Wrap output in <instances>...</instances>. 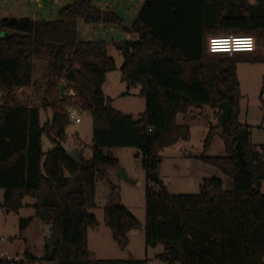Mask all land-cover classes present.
<instances>
[{
  "label": "trees",
  "instance_id": "16d2710c",
  "mask_svg": "<svg viewBox=\"0 0 264 264\" xmlns=\"http://www.w3.org/2000/svg\"><path fill=\"white\" fill-rule=\"evenodd\" d=\"M85 26H112L137 41L83 40ZM253 36L264 48V5L237 4L234 0H144L132 30L110 10L94 0H74L55 20L0 18V191L2 207L19 214L26 198L33 199L35 217L49 225L44 255L29 250L26 264H146L127 260H97L88 247V231L98 222L96 183L119 168L106 152L133 148L142 167L158 173L160 150L189 137L188 125L176 118L189 108H231L228 129L220 136L224 157L197 159L217 168L233 184L223 190L218 179H204L198 195H172L165 187L146 190L145 240L148 247L163 246L159 259L166 264H264V149L250 145L251 128L239 122L240 83L238 63H264V58L211 55L207 39L214 36ZM122 58V81L127 91L140 88L145 111L134 117L110 106L102 87L116 69L109 48ZM49 57L44 105L23 103L18 90L35 84V57ZM65 84V96L60 85ZM74 93L73 96L69 92ZM264 92V88H263ZM128 94V93H127ZM80 108L91 114L92 157L82 165L70 160L62 144L71 123L69 113ZM41 110L51 120L42 124ZM217 127L204 141L208 148ZM54 146L43 151V137ZM240 143L245 166L236 152ZM31 219L20 218V230ZM104 224L122 251L129 234L140 227L124 207L111 197L104 210ZM2 264V263H0ZM25 264V263H19Z\"/></svg>",
  "mask_w": 264,
  "mask_h": 264
},
{
  "label": "rangeland",
  "instance_id": "374dc122",
  "mask_svg": "<svg viewBox=\"0 0 264 264\" xmlns=\"http://www.w3.org/2000/svg\"><path fill=\"white\" fill-rule=\"evenodd\" d=\"M96 1L98 4V0ZM133 1L132 7L135 9V6L139 5L141 1ZM234 1L237 4L264 5V0ZM106 7L119 11L120 15L125 18V22H127V11L130 7L127 5V0H107ZM0 8L7 10L11 7L10 5L3 6L0 4ZM23 12L17 13L16 19H31L25 17L27 11ZM121 36L119 34L117 37H112L114 39L111 42L126 41V35H123V38ZM257 46L255 55L251 53L238 55L244 58L252 55L264 58L263 46ZM108 53L116 63V69L110 72L111 76L104 90L105 95L111 98L109 101L110 106L113 109L124 113H132L135 116L143 114L145 100L139 96L140 88H134L128 91L127 94L126 84L121 80V66L124 61L121 54L113 47L109 48ZM48 63L49 57L47 54L35 57L33 75L37 82V89L33 96L25 94L21 98L23 103L39 107L44 105L43 91L47 84ZM236 68L242 94L239 122L251 128L250 145L255 149H264V63L242 62L238 63ZM189 110L186 114H180L176 118L177 125H188L190 127L189 137L186 140H179L173 146L166 147L159 152L158 176L162 186L149 178L142 167L143 158L138 150L122 148L106 152L107 155L111 154L118 159L119 168L109 171L106 180H99L96 183L95 208L90 212L96 217L98 230L91 229L88 234L89 249L96 254V259L122 261L133 255L135 258L147 261L148 264H166L159 259V256L164 253L163 246L159 245L152 248L146 245V190L148 188L160 190L165 187L172 195L193 196L200 193V185L204 179L214 178L223 183L224 191L232 190V181L227 176L217 168L197 159L201 156H226L225 147L220 138L222 129L219 127L218 109L204 107L203 109L190 108ZM73 111L75 117L80 119V123H74L71 120L66 131L67 139L62 146L66 150L80 147L84 150V158L87 160L92 157L93 125L91 114L79 107L73 109ZM41 119H45L44 110H41ZM212 127H217V130L210 146L205 148L204 141ZM76 136H78V145H76ZM53 149L54 146L44 136L43 151L48 152ZM79 154L81 153L79 152ZM121 170L125 172L129 180L122 177ZM261 192L264 194V181L262 182ZM111 197L114 205L126 208L140 223V227L132 231L129 236L130 244L126 251L120 250L113 240L110 230L104 224V210ZM2 203L3 197L0 193V250L12 255L29 250L36 258L43 257L44 244L49 236L50 226L40 222L35 217L33 209L24 208L22 218L31 220L21 231V217L13 212H8L1 206ZM29 203H34V200L26 198L24 204L28 205Z\"/></svg>",
  "mask_w": 264,
  "mask_h": 264
},
{
  "label": "crops",
  "instance_id": "0c3cea01",
  "mask_svg": "<svg viewBox=\"0 0 264 264\" xmlns=\"http://www.w3.org/2000/svg\"><path fill=\"white\" fill-rule=\"evenodd\" d=\"M140 1H141L140 4L136 5L135 9H134V7H132L134 4V1L133 0H127V5L130 6L128 9L129 11H127V22H125V18L120 15L119 11H116L112 8L106 7L107 0H98V4H97V1L94 0V3L101 10H110V11L116 13L123 20L125 27L129 31H131L133 24L136 21L138 13H139V11L142 7V4L144 2V0H140ZM73 2H74V0H28V1H25V0H0V4H2L3 6H5V5L9 6L10 5V7H11L10 9H7V10L0 8V18H16L17 13L27 11V16H25V17H30L33 20H55L58 17V12L60 11V9H62L64 6L72 4ZM80 31H81V38L83 40H87V41L88 40H103V41H106L108 43H111L112 39H114L112 37H114V36L117 37L120 34V35H122L121 38H123V35H126L120 29H118L116 27L104 26L102 24L96 25V26H85V25H83V23H80ZM125 40L126 41H137L138 36L135 34H127ZM121 68H122V66H121ZM110 76H111V74L108 73L106 76V81L102 87L104 95H105L104 90L108 84L107 81H109ZM121 80H122V77H121ZM36 89H37V82L35 81V84H33V86L31 88L22 91L23 97L25 94L29 95V96H31V95L33 96ZM127 93H128V91H127ZM105 97L109 98V96H107V95H105ZM108 100L110 101L111 98H109ZM189 109H188V111H190ZM117 111H119V110H117ZM44 112H45V119L42 120V124L51 120L50 111L46 110ZM122 113L137 117L132 113H124V112H122ZM76 140H77L76 145H78V136H76ZM71 150H77L78 153L80 152L82 154L83 159L85 160L83 149H81L79 147V148H73ZM71 150H67V152L71 151ZM81 151H83V152H81ZM87 160H90V158ZM0 193H2V197H3L4 192L0 191ZM34 204H35V201H34V203H29L28 205L24 204V207L19 211L18 215L22 218L23 217L22 212L24 211V208L31 210V209H33L32 206ZM97 228L93 229V230H98ZM89 231H88V234H89ZM131 233L129 234V236L131 235ZM88 247H89V242H88ZM24 252H25V250L22 253H24ZM90 252L96 258V254L93 253L92 250H90ZM22 253H20V254H22ZM130 256L135 258V256H133V255H130ZM97 259H99V258H97ZM135 259L140 260L138 258H135ZM99 260H104V259H99ZM145 262H146V264H148L147 261H145Z\"/></svg>",
  "mask_w": 264,
  "mask_h": 264
},
{
  "label": "built area",
  "instance_id": "2783aa9c",
  "mask_svg": "<svg viewBox=\"0 0 264 264\" xmlns=\"http://www.w3.org/2000/svg\"><path fill=\"white\" fill-rule=\"evenodd\" d=\"M218 43H213V42ZM240 43H237V42ZM257 40L253 36L245 35H227V36H214L207 39V51L211 55H224L228 57H234L241 53H255L257 52ZM23 90H18L17 93L21 98ZM69 95L73 96L72 91L69 92ZM2 94H0V105L3 103ZM69 117L74 123H80V119L76 118L74 111L72 110L69 113ZM2 241V239H1ZM0 263L2 264H19V263H28L24 254H9L0 250Z\"/></svg>",
  "mask_w": 264,
  "mask_h": 264
},
{
  "label": "water",
  "instance_id": "95a60500",
  "mask_svg": "<svg viewBox=\"0 0 264 264\" xmlns=\"http://www.w3.org/2000/svg\"><path fill=\"white\" fill-rule=\"evenodd\" d=\"M65 89H66V85L65 84H61L60 85V93L62 96H65ZM219 109L222 110V114L220 116V124L222 125L223 128L228 129L227 126V120L230 118L231 115V108L229 106L228 103H223L219 106ZM236 152H237V157L238 160L242 166V168H244L245 166V159L243 157L242 154V149H241V145L240 143H238L236 145ZM67 156L70 160H72L73 162H76L79 165H82V161L80 159L79 153L77 150H71L67 153ZM120 174L122 175V177H124L126 180H129V178L127 177V175L125 174V172L123 170H121ZM150 179H152L156 184L162 186V183L159 179L158 173H153L149 176Z\"/></svg>",
  "mask_w": 264,
  "mask_h": 264
},
{
  "label": "snow or ice",
  "instance_id": "6c2138e0",
  "mask_svg": "<svg viewBox=\"0 0 264 264\" xmlns=\"http://www.w3.org/2000/svg\"><path fill=\"white\" fill-rule=\"evenodd\" d=\"M213 43L215 44V43H218V42H215V41H214ZM237 43H240V42L238 41Z\"/></svg>",
  "mask_w": 264,
  "mask_h": 264
}]
</instances>
